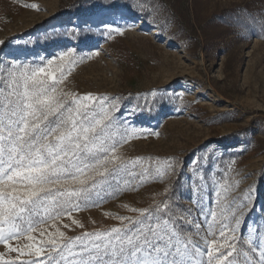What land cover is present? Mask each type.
<instances>
[{
    "label": "rangeland",
    "instance_id": "374dc122",
    "mask_svg": "<svg viewBox=\"0 0 264 264\" xmlns=\"http://www.w3.org/2000/svg\"><path fill=\"white\" fill-rule=\"evenodd\" d=\"M118 3L123 6L110 9ZM67 51L74 63L64 66L58 87L119 98L116 115L140 130L119 152L141 158L138 172L151 171L142 181L126 178L130 183L99 206L73 210L82 228L67 215L56 227L67 237L110 229L120 226L115 216L136 215L128 208L167 200L185 217L184 231L204 247L206 236L216 238L207 235L209 210L245 202L237 259L247 264L249 225L264 231V0H0L5 79L17 62L36 67L56 58V68ZM134 107L143 111L129 115ZM166 161L177 162L179 180L157 175ZM52 223L42 226L43 238L33 233L37 241L56 230ZM253 243H259L255 234Z\"/></svg>",
    "mask_w": 264,
    "mask_h": 264
},
{
    "label": "snow or ice",
    "instance_id": "6c2138e0",
    "mask_svg": "<svg viewBox=\"0 0 264 264\" xmlns=\"http://www.w3.org/2000/svg\"><path fill=\"white\" fill-rule=\"evenodd\" d=\"M73 55L61 53L56 68L51 67L56 58H50L44 66L14 63L7 79L0 73V245L5 249L0 264H238L243 236L237 233L246 219L245 202L235 207L230 202L219 213L209 210L207 235L216 238L206 236L204 247L184 231L180 221L185 217H177L167 200L148 208H128L136 215L115 216L120 226L110 229L67 237L56 227L55 221L67 215L82 228L71 217L73 210L99 206L105 197L118 194L122 183H130L126 178L142 181L151 171L147 167L138 172L141 158L119 152L140 131L116 115L119 98L79 96L58 87L64 66L74 63ZM136 111L143 109L134 107L129 115ZM176 163L158 166L157 175L171 173L179 180ZM169 191L165 189L166 194ZM49 221L56 230L37 241L33 233L39 231L43 238L42 226ZM253 234L258 244L253 243ZM246 243L247 264H264V231L259 225H249Z\"/></svg>",
    "mask_w": 264,
    "mask_h": 264
},
{
    "label": "trees",
    "instance_id": "16d2710c",
    "mask_svg": "<svg viewBox=\"0 0 264 264\" xmlns=\"http://www.w3.org/2000/svg\"><path fill=\"white\" fill-rule=\"evenodd\" d=\"M84 1H86V0H80V2H84ZM120 6H123V4L122 3L121 4H119V3L115 4L113 6H110L111 7L110 9L111 10H118L120 8ZM7 41H8V39L3 43V45H5L7 43Z\"/></svg>",
    "mask_w": 264,
    "mask_h": 264
}]
</instances>
